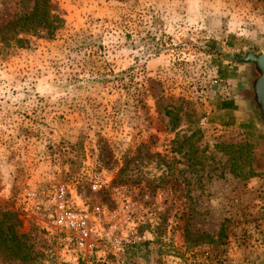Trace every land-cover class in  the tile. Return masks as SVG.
Listing matches in <instances>:
<instances>
[{
  "label": "rangeland",
  "instance_id": "rangeland-1",
  "mask_svg": "<svg viewBox=\"0 0 264 264\" xmlns=\"http://www.w3.org/2000/svg\"><path fill=\"white\" fill-rule=\"evenodd\" d=\"M50 1L53 35L0 0V226L33 249L0 264H264L258 74L229 57L264 51V1Z\"/></svg>",
  "mask_w": 264,
  "mask_h": 264
},
{
  "label": "trees",
  "instance_id": "trees-1",
  "mask_svg": "<svg viewBox=\"0 0 264 264\" xmlns=\"http://www.w3.org/2000/svg\"><path fill=\"white\" fill-rule=\"evenodd\" d=\"M61 24L62 19L58 15V10L53 6L50 0H34V5L31 12L15 19L13 22L9 23L4 28V30H6L7 32L11 31L12 34H38L41 32H47L48 35H53L59 30ZM19 41H21V39H19ZM226 46L231 48L234 47L235 44L226 40ZM172 113L173 112L166 111V115H171ZM186 113L187 112H184V114ZM2 215H7L10 220H14L16 216V214L13 212L3 213ZM15 226L16 224H14L13 222L10 225L6 226L5 230L0 226V254L5 255V257L14 256L16 258H19L20 253L26 254L24 249L28 248L29 250V248L31 249L32 247V244H28L26 242L27 240L29 241V237H27L26 235H17Z\"/></svg>",
  "mask_w": 264,
  "mask_h": 264
},
{
  "label": "water",
  "instance_id": "water-1",
  "mask_svg": "<svg viewBox=\"0 0 264 264\" xmlns=\"http://www.w3.org/2000/svg\"><path fill=\"white\" fill-rule=\"evenodd\" d=\"M230 59L239 64H252L258 77L252 84L253 100L261 112L264 122V51L259 54L247 53L244 56L230 55Z\"/></svg>",
  "mask_w": 264,
  "mask_h": 264
},
{
  "label": "built area",
  "instance_id": "built-area-1",
  "mask_svg": "<svg viewBox=\"0 0 264 264\" xmlns=\"http://www.w3.org/2000/svg\"><path fill=\"white\" fill-rule=\"evenodd\" d=\"M61 196H53L51 202L55 207L54 212H49L48 217L52 219L53 224L63 229L74 230L77 233L87 235L86 216L81 213L64 211Z\"/></svg>",
  "mask_w": 264,
  "mask_h": 264
},
{
  "label": "crops",
  "instance_id": "crops-1",
  "mask_svg": "<svg viewBox=\"0 0 264 264\" xmlns=\"http://www.w3.org/2000/svg\"><path fill=\"white\" fill-rule=\"evenodd\" d=\"M234 66V65H233ZM230 68V71L228 73H231L235 70V67H228ZM238 104L236 102V99H222L221 102L218 103V110L220 112H230V113H236L238 109Z\"/></svg>",
  "mask_w": 264,
  "mask_h": 264
}]
</instances>
